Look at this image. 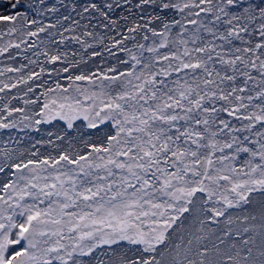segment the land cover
I'll list each match as a JSON object with an SVG mask.
<instances>
[{
    "label": "snow or ice",
    "instance_id": "1",
    "mask_svg": "<svg viewBox=\"0 0 264 264\" xmlns=\"http://www.w3.org/2000/svg\"><path fill=\"white\" fill-rule=\"evenodd\" d=\"M0 264H264V0H0Z\"/></svg>",
    "mask_w": 264,
    "mask_h": 264
}]
</instances>
